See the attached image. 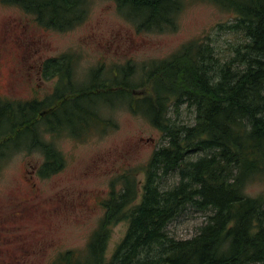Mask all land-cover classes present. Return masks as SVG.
I'll return each mask as SVG.
<instances>
[{"label":"trees","instance_id":"trees-1","mask_svg":"<svg viewBox=\"0 0 264 264\" xmlns=\"http://www.w3.org/2000/svg\"><path fill=\"white\" fill-rule=\"evenodd\" d=\"M5 1L33 14L45 28L63 32L80 25L89 11L88 0ZM186 1L117 0L119 11L140 29L158 31L176 28ZM201 1L235 14L226 28L246 42L233 49L229 61L215 59L213 46L196 41L153 63L140 83L129 81L134 71L127 66L114 80H100L97 71L93 87L77 91L71 86L73 58L66 55L44 65L46 76L60 78L53 95L33 102L0 98V159L6 160L7 152L40 148L44 178L65 161L37 135L39 129L83 137L93 124L108 128L111 122L99 110L103 104L114 107L115 100L148 117L167 142L142 169L128 170L112 183L103 201L105 217L87 250L63 253L53 264H264V195L248 194L251 183L264 181V0ZM133 4L142 5L138 22L130 14ZM149 8L156 13L146 12ZM146 84L153 93L137 97V86ZM183 106L194 113L192 124L171 118ZM171 174L177 183L165 188L162 181ZM189 207L206 213V221L196 236L177 240L168 225ZM122 222H128V232L109 258L112 227Z\"/></svg>","mask_w":264,"mask_h":264},{"label":"rangeland","instance_id":"rangeland-1","mask_svg":"<svg viewBox=\"0 0 264 264\" xmlns=\"http://www.w3.org/2000/svg\"><path fill=\"white\" fill-rule=\"evenodd\" d=\"M88 3L85 20L62 32L45 28L33 14L0 0V98L26 102L53 95L60 78L45 76L42 67L63 55L73 58L71 86L78 91L93 87L97 71L100 80H114L123 76L127 66L134 71L129 81L140 83L145 72L156 66L153 63L169 59L192 42L209 43L215 49L213 57L221 62L229 61L233 49L246 42L241 33L226 28L235 14L208 1L187 0L175 20L176 28L165 31L140 29L119 11L117 0ZM141 8L129 7L137 22L143 17ZM146 12L156 13L152 8ZM139 85L135 93H153L152 85ZM92 98L97 108V96ZM114 102V107L103 104L99 110L100 117L111 122L108 128L93 124L83 137L70 132L54 136L46 134L44 127L39 129L37 135L64 158V167L56 174L40 176L45 163L40 148L0 159V264H51L67 251L85 252L104 218L103 201L109 198L112 183L124 172L147 165L154 152L167 144L148 117L133 112L128 102ZM171 118L192 124L195 115L183 106ZM33 137L28 135L27 142ZM140 179L145 181L143 176ZM177 180L171 174L162 185L170 188ZM262 193L264 181L249 185V195ZM206 215L187 208L168 225L169 235L177 240L196 236ZM127 231L126 222L112 227L109 258Z\"/></svg>","mask_w":264,"mask_h":264},{"label":"bare ground","instance_id":"bare-ground-1","mask_svg":"<svg viewBox=\"0 0 264 264\" xmlns=\"http://www.w3.org/2000/svg\"><path fill=\"white\" fill-rule=\"evenodd\" d=\"M262 195H264V193L260 194L259 196H262Z\"/></svg>","mask_w":264,"mask_h":264},{"label":"flooded vegetation","instance_id":"flooded-vegetation-1","mask_svg":"<svg viewBox=\"0 0 264 264\" xmlns=\"http://www.w3.org/2000/svg\"><path fill=\"white\" fill-rule=\"evenodd\" d=\"M96 90H97V88H96Z\"/></svg>","mask_w":264,"mask_h":264}]
</instances>
